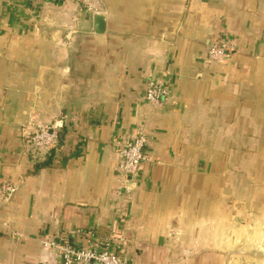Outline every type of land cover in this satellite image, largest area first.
<instances>
[{"label":"crops","instance_id":"crops-1","mask_svg":"<svg viewBox=\"0 0 264 264\" xmlns=\"http://www.w3.org/2000/svg\"><path fill=\"white\" fill-rule=\"evenodd\" d=\"M98 9L0 0V185L16 188L0 201V264L53 262L42 239L82 246L72 232L113 228L136 264H264V0ZM219 42L235 54L209 61ZM151 80L170 92L158 107ZM53 123L58 146L38 161L25 131ZM138 132L147 160L120 195Z\"/></svg>","mask_w":264,"mask_h":264},{"label":"built area","instance_id":"built-area-1","mask_svg":"<svg viewBox=\"0 0 264 264\" xmlns=\"http://www.w3.org/2000/svg\"><path fill=\"white\" fill-rule=\"evenodd\" d=\"M84 11L98 13L100 0H78ZM235 47L219 42L208 51V60L222 63L232 58ZM145 100L152 106H160L170 97L168 88L155 80H151L144 94ZM59 125L35 124L25 131V139L36 159L45 160L59 143ZM148 142L147 135L138 132L121 150V176L119 194L129 191L128 183L139 172L143 162L147 160L145 148ZM16 188L9 184L0 185V201L7 202L14 195ZM72 235H81L85 238L82 246L73 244L68 237L42 239V245L53 255V262L46 264H136L127 255L124 248L126 237L123 231L113 228L109 236L102 239L94 231L78 230Z\"/></svg>","mask_w":264,"mask_h":264},{"label":"water","instance_id":"water-1","mask_svg":"<svg viewBox=\"0 0 264 264\" xmlns=\"http://www.w3.org/2000/svg\"><path fill=\"white\" fill-rule=\"evenodd\" d=\"M98 21H100L101 23L103 22V18L102 17H97L96 18ZM100 28V29H99ZM103 28V27H102ZM103 31V29H101V27H98L97 28V30H96V32H98V33H101Z\"/></svg>","mask_w":264,"mask_h":264},{"label":"trees","instance_id":"trees-1","mask_svg":"<svg viewBox=\"0 0 264 264\" xmlns=\"http://www.w3.org/2000/svg\"><path fill=\"white\" fill-rule=\"evenodd\" d=\"M43 164H45V163H43Z\"/></svg>","mask_w":264,"mask_h":264}]
</instances>
